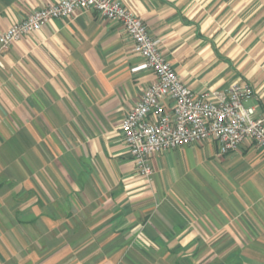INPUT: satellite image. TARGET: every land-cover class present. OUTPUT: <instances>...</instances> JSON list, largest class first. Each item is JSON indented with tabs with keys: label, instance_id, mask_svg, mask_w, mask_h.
I'll use <instances>...</instances> for the list:
<instances>
[{
	"label": "crops",
	"instance_id": "obj_1",
	"mask_svg": "<svg viewBox=\"0 0 264 264\" xmlns=\"http://www.w3.org/2000/svg\"><path fill=\"white\" fill-rule=\"evenodd\" d=\"M55 1L0 0V30ZM123 1L187 86L249 82L264 117V0ZM1 55L0 264H264V147L136 168L122 122L157 76L120 22L77 10Z\"/></svg>",
	"mask_w": 264,
	"mask_h": 264
},
{
	"label": "built area",
	"instance_id": "obj_2",
	"mask_svg": "<svg viewBox=\"0 0 264 264\" xmlns=\"http://www.w3.org/2000/svg\"><path fill=\"white\" fill-rule=\"evenodd\" d=\"M77 10H94L120 22L134 41V51L145 59L135 69L151 68L157 76L122 122L123 137L136 168L146 178H152L156 153L182 145L215 140L226 153L238 150L250 139L264 147V117H256V108L245 104L254 95L253 85L234 82L223 89L194 91L162 54L159 40L149 32L143 18L123 0H56L34 9L0 30V65L2 51L20 37Z\"/></svg>",
	"mask_w": 264,
	"mask_h": 264
}]
</instances>
